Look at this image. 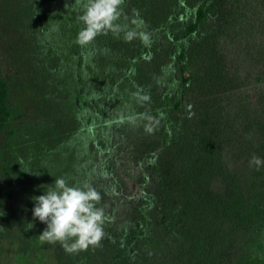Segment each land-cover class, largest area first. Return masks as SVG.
<instances>
[{"label":"rangeland","instance_id":"374dc122","mask_svg":"<svg viewBox=\"0 0 264 264\" xmlns=\"http://www.w3.org/2000/svg\"><path fill=\"white\" fill-rule=\"evenodd\" d=\"M81 13L76 0H0L19 115L14 132L0 122V264H235L248 226L211 202L261 199L249 160L264 159V0H124L119 23L142 20L148 44L109 32L82 47ZM56 178L100 193V247L70 255L39 238L32 197Z\"/></svg>","mask_w":264,"mask_h":264},{"label":"clouds","instance_id":"9594fccd","mask_svg":"<svg viewBox=\"0 0 264 264\" xmlns=\"http://www.w3.org/2000/svg\"><path fill=\"white\" fill-rule=\"evenodd\" d=\"M76 2L82 7V13L77 17L82 28L77 34L76 44L87 46L99 35L109 32H123L127 42L136 38L145 44L150 42L147 33L138 31L143 26L142 20L132 19V27L119 23L124 0ZM261 166H264V159L253 155L249 167H255L258 171ZM41 187L44 188V194L32 197L33 219L46 225L39 238L50 244L59 243L70 255L100 247L105 237L107 218L103 207L98 206L102 197L96 188L87 182L70 185L65 178H56L54 184Z\"/></svg>","mask_w":264,"mask_h":264},{"label":"trees","instance_id":"16d2710c","mask_svg":"<svg viewBox=\"0 0 264 264\" xmlns=\"http://www.w3.org/2000/svg\"><path fill=\"white\" fill-rule=\"evenodd\" d=\"M208 11L205 6L200 7L197 21L189 24L190 34L199 31L208 16ZM183 52L181 60L187 58L186 51ZM188 69V65L184 63L182 72L185 74ZM185 78L184 82L188 84L192 80V74ZM181 106V100L177 99V108ZM17 118L19 115L11 106L9 87L0 70V122L5 127H11V132H14L13 122ZM250 192V189L249 192L243 190L239 197L228 196L211 202V208L217 218L238 221L248 226L247 241L235 264H264V166H261V199L256 194L250 195Z\"/></svg>","mask_w":264,"mask_h":264}]
</instances>
